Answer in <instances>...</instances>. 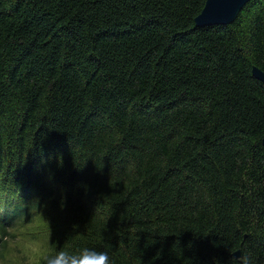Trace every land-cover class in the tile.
Here are the masks:
<instances>
[{"label":"trees","instance_id":"1","mask_svg":"<svg viewBox=\"0 0 264 264\" xmlns=\"http://www.w3.org/2000/svg\"><path fill=\"white\" fill-rule=\"evenodd\" d=\"M0 0V219L116 264H264V0Z\"/></svg>","mask_w":264,"mask_h":264},{"label":"clouds","instance_id":"2","mask_svg":"<svg viewBox=\"0 0 264 264\" xmlns=\"http://www.w3.org/2000/svg\"><path fill=\"white\" fill-rule=\"evenodd\" d=\"M51 220L42 208L0 219V264H116L108 249L83 246L76 250L54 247ZM240 264H251L248 257ZM141 264H143L141 259Z\"/></svg>","mask_w":264,"mask_h":264},{"label":"water","instance_id":"3","mask_svg":"<svg viewBox=\"0 0 264 264\" xmlns=\"http://www.w3.org/2000/svg\"><path fill=\"white\" fill-rule=\"evenodd\" d=\"M250 0H206L203 10L196 16L197 26L225 25L233 23L239 16L243 7ZM253 74L264 82V71L258 66H253ZM264 144V139H263ZM234 255L241 257V250Z\"/></svg>","mask_w":264,"mask_h":264}]
</instances>
